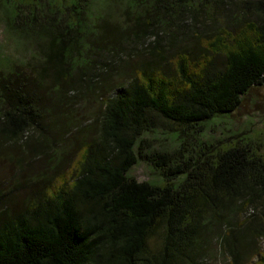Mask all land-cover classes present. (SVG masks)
<instances>
[{
    "label": "trees",
    "instance_id": "obj_1",
    "mask_svg": "<svg viewBox=\"0 0 264 264\" xmlns=\"http://www.w3.org/2000/svg\"><path fill=\"white\" fill-rule=\"evenodd\" d=\"M93 1L0 0L6 30L38 54L32 63L0 58V144L29 148L25 168L16 161L23 178L14 188L37 180L32 166L53 145L60 103L82 89L99 96L104 78L128 71L101 95L96 136L73 158L48 155L69 162L56 177L43 175L15 208L5 205L16 201L12 190L0 195V264H201L215 228L229 253L235 233L262 234L260 147L243 134L198 137L206 122L232 113L264 84V0H125L110 39ZM128 37L141 41L145 53H137L149 59L121 65L132 54L124 53ZM155 121L176 147L149 150L141 135ZM138 159L163 183L128 176ZM254 264H264V253Z\"/></svg>",
    "mask_w": 264,
    "mask_h": 264
},
{
    "label": "rangeland",
    "instance_id": "obj_2",
    "mask_svg": "<svg viewBox=\"0 0 264 264\" xmlns=\"http://www.w3.org/2000/svg\"><path fill=\"white\" fill-rule=\"evenodd\" d=\"M124 1L118 0L117 3H112L111 0L93 1L91 7L93 13L103 16L107 22L106 32L109 36L108 39L112 38L110 36L115 31L114 24L118 19L119 13L124 8ZM2 15L3 12L0 11V58L3 60V64H7L5 63L7 56H9V62L13 64L17 60H23L25 61L24 63H32L34 61L32 56H35L34 59L38 57V54L34 52L35 47L31 48L30 42L23 40V37L10 34L4 26ZM121 19L123 18L121 17ZM127 25L129 24L125 25V23H121V26L127 27ZM124 47V53L127 52V55L132 54L128 60L125 57L121 62L123 67L134 62H140L139 60L149 59L137 53L141 51L145 53L141 41L135 42L131 37H128ZM0 64L2 65L1 60ZM123 71L128 74L127 70ZM127 74L120 77L117 71L115 74L107 76L108 78H104L102 80L104 87L100 91L99 96L95 95L91 89H82L80 96L71 97L60 103L57 113H55V119L51 122L53 136L50 135L52 140L50 141L53 145H51V148L45 150L44 157L33 163L34 174L38 177L37 180L32 181V184L14 188L17 181L23 178L20 173H14L16 161L19 160L18 163L25 168L27 157L25 156L27 155L25 152L29 151V148L27 149L23 146L22 142L18 144V149L16 143L7 144V141H3V145L0 144V195L4 193L7 195L9 194L7 192L12 190L13 193L10 196H14L13 200H16L14 202L9 201L8 204H5L6 206L10 208L20 206L22 204L21 200L27 198L36 186L39 187L41 185L40 182L43 180L41 178L43 175H55L56 177L69 163H63V160H61V162L59 161L60 163L58 162L60 167L56 168L58 163L51 161V157L48 156L49 154L56 152L57 156L59 157L60 155L61 158L62 155L69 153V156L71 155V158H73L74 153L79 148V144L96 136L98 131L97 125L103 109L101 95L110 94L113 88H115V83L126 81L124 79L127 78ZM75 126L77 128L74 130ZM67 128H70L69 130L73 128V130L71 133L66 134L67 137L65 139H62L61 135H64L63 132ZM238 134L252 138L264 154V84L252 87L244 94L239 107L232 113L214 116L206 122L204 130L198 138L206 141H216L218 139L225 140V138ZM141 136V138L146 139L150 143L149 150H170L177 146L174 136L162 128L158 121H155V126L151 131L145 132ZM9 150L12 152L11 160H8L7 152ZM20 158H22L21 161ZM128 176L137 181L163 183L160 172L143 159H138L129 169ZM179 180L180 178H176L173 181L177 182ZM262 209L263 213L258 214L257 221L264 229V207ZM256 212L254 211L252 214ZM246 213L251 214V209ZM217 232L219 230L215 228V231L208 233L206 238H204L206 248L203 255L204 260L201 264H254L259 261L260 256L264 253V231L260 235L256 232L250 234L246 230L238 234L235 233L236 237L233 242L234 246H231V253L227 252V249L224 248L225 246L219 241V234ZM157 243V236H151L149 239L150 248L154 250Z\"/></svg>",
    "mask_w": 264,
    "mask_h": 264
}]
</instances>
